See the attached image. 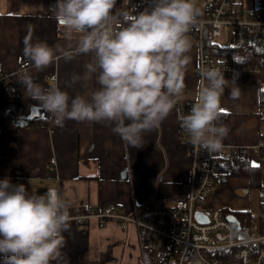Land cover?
<instances>
[{"label":"crops","instance_id":"0c3cea01","mask_svg":"<svg viewBox=\"0 0 264 264\" xmlns=\"http://www.w3.org/2000/svg\"><path fill=\"white\" fill-rule=\"evenodd\" d=\"M55 4L56 0H0V66L14 73L21 61H30L22 51L26 38L30 37L32 43L46 42L54 51L53 62L38 71L30 61L27 75L46 91L56 87L66 91L70 100L77 95L89 98L99 88L95 75L91 80L81 79L74 84L71 77L84 76L92 54L78 52L82 34L67 29L56 15ZM188 36L191 48L187 53L190 59L184 72L183 91L160 126L144 134L141 148L123 142L114 134V124L108 121L65 120L50 132L47 126L52 114L27 98L20 82L22 77L13 74L11 94L0 95V180L8 178L14 185L23 184L29 194L54 187L71 207L96 212L113 204L118 213L127 214L134 205L173 207L185 199L189 193L191 157L179 117L187 114L184 99L196 98L201 84L195 75L199 48ZM213 43L217 44L215 40ZM65 54L72 58L66 60ZM50 74H56L55 83L48 80ZM225 78L230 81L229 87L239 88V96L229 98L230 88H225L221 97V109L229 115L226 125L229 132L221 141L222 148L215 153L228 145L250 146L264 139L258 115L264 70L257 75ZM262 155H252L251 163L261 168ZM224 183L234 186L240 195H233L227 185L225 191L230 196H223L217 187L204 206L248 211L245 208L248 179L227 177L221 186ZM64 236L66 243L61 251L67 264L148 263L137 228L130 225L122 229L115 218L71 222V229Z\"/></svg>","mask_w":264,"mask_h":264},{"label":"clouds","instance_id":"9594fccd","mask_svg":"<svg viewBox=\"0 0 264 264\" xmlns=\"http://www.w3.org/2000/svg\"><path fill=\"white\" fill-rule=\"evenodd\" d=\"M116 2L56 0L58 19L70 32L82 34L78 52L92 54L84 76L71 77L74 84L95 75L99 88L89 98L77 95L70 100L59 87L46 91L27 74L20 82L27 98L51 113L57 124L108 121L123 142L141 148L144 134L160 126L183 91L191 48L188 33L200 9L192 0H149L147 7L131 15L115 13ZM22 51L38 71L54 59L46 42L32 43L30 37ZM71 58L65 54L66 60ZM201 76L195 103L179 120L193 145L216 151L229 132L216 123L221 97L230 88L229 98L236 99L239 88L229 87L230 81L216 68L203 70ZM70 207L57 190L29 194L23 184L0 180V264H67L61 249L64 233L71 229ZM238 239L248 242L247 237Z\"/></svg>","mask_w":264,"mask_h":264},{"label":"built area","instance_id":"2783aa9c","mask_svg":"<svg viewBox=\"0 0 264 264\" xmlns=\"http://www.w3.org/2000/svg\"><path fill=\"white\" fill-rule=\"evenodd\" d=\"M148 4L149 0H117L113 11L135 15ZM194 5L200 9V15L188 35L199 48V61L195 67L198 79L202 81L201 72L208 68L223 71L225 77L259 74L260 66L239 63L218 55L212 51L211 44L214 38L225 33L229 43L225 47H250L264 55V0H205ZM120 26L117 24L116 28L119 29ZM31 65L30 61L23 60L14 73L6 72L0 66V88L12 82L13 74L23 77ZM56 79V74L48 76V80L53 83ZM195 100L196 98L184 99L187 114ZM50 121L47 126L50 132L61 125L56 123L53 115ZM186 144L191 157L189 193L177 205H134L127 214L118 213L113 204L97 212L76 206L69 208L71 222L81 224L91 218H115L122 229L133 225L142 238L143 248L149 250V253L144 251L146 262L148 259L150 262H158L169 256L172 264H264V220L261 221L260 210L256 215L251 214L252 217L245 214L239 219L219 208L204 206L216 185L221 162L237 161L258 153L264 155V139L250 146L228 145L221 152L215 153L193 145L186 132ZM52 189L57 190L48 187L40 189L38 193L44 194ZM258 199L264 204V188L258 189ZM196 212L199 213L200 220L195 216ZM238 236L247 237L248 242L242 243Z\"/></svg>","mask_w":264,"mask_h":264},{"label":"trees","instance_id":"16d2710c","mask_svg":"<svg viewBox=\"0 0 264 264\" xmlns=\"http://www.w3.org/2000/svg\"><path fill=\"white\" fill-rule=\"evenodd\" d=\"M211 49L214 53L218 55H223L226 58L233 59L239 63L247 65H258L264 67V55H261L259 51L253 48H243V49H229L227 47L219 46L215 43L211 44ZM13 83L5 85L0 88V95H9L12 92ZM259 119L262 123V128H264V86L260 89L259 95ZM229 115L227 112H220L218 125H227ZM263 137V136H262ZM227 177H245L248 179V188L251 189H260L262 188V172L259 165H253L251 163L250 157H243L237 161H222L218 169L217 175V184L223 183L226 181ZM224 213L235 214L236 217L242 219V217L247 214L249 217H252L251 212L249 211H230L226 208L221 209ZM260 218L261 221L264 220V204L259 202ZM145 252L149 253V250L145 247ZM150 255L147 257L149 258ZM147 264H153L147 260ZM158 262L172 264V259L169 256H166L162 259H159Z\"/></svg>","mask_w":264,"mask_h":264},{"label":"rangeland","instance_id":"374dc122","mask_svg":"<svg viewBox=\"0 0 264 264\" xmlns=\"http://www.w3.org/2000/svg\"><path fill=\"white\" fill-rule=\"evenodd\" d=\"M203 1H205V0H193L194 3L203 2ZM214 40L217 42V44H219L220 46H223V47H225L226 45L229 44L226 37H225V33H223V35H221L219 37L214 38ZM260 69L263 71L264 67H260ZM260 163L262 165L261 166V168H262V185L264 186V156L263 155L261 156ZM221 185H222V183H219L216 187H214V189L219 187L221 189V193H223V196H226L228 193L225 191V188L229 184L224 183L223 186H221ZM227 187H228V189H232L233 195H235V193L237 195H240L239 190H236V188L234 186H233V188L230 185ZM246 187H247V185H246ZM247 190H248V188H247ZM245 200L247 201V206L245 208L248 211H250L252 215H256L258 210H259L258 189L248 190V192L245 196ZM153 264H169V263H163V262H157L156 261Z\"/></svg>","mask_w":264,"mask_h":264},{"label":"water","instance_id":"95a60500","mask_svg":"<svg viewBox=\"0 0 264 264\" xmlns=\"http://www.w3.org/2000/svg\"><path fill=\"white\" fill-rule=\"evenodd\" d=\"M195 216L200 220L201 218H199V213L198 212H196L195 213ZM230 219H232L233 220V217L232 216H230Z\"/></svg>","mask_w":264,"mask_h":264},{"label":"snow or ice","instance_id":"6c2138e0","mask_svg":"<svg viewBox=\"0 0 264 264\" xmlns=\"http://www.w3.org/2000/svg\"><path fill=\"white\" fill-rule=\"evenodd\" d=\"M224 110L223 109H221V112H223Z\"/></svg>","mask_w":264,"mask_h":264}]
</instances>
